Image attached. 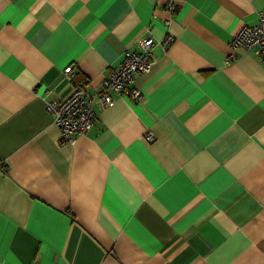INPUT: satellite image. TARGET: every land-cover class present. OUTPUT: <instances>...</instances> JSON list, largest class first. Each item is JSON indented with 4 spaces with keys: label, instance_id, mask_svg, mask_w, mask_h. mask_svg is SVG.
<instances>
[{
    "label": "crops",
    "instance_id": "obj_1",
    "mask_svg": "<svg viewBox=\"0 0 264 264\" xmlns=\"http://www.w3.org/2000/svg\"><path fill=\"white\" fill-rule=\"evenodd\" d=\"M174 2L0 0V264H264V59L228 56L264 0ZM147 36L142 99L101 106ZM76 83L95 118L62 141Z\"/></svg>",
    "mask_w": 264,
    "mask_h": 264
},
{
    "label": "built area",
    "instance_id": "obj_2",
    "mask_svg": "<svg viewBox=\"0 0 264 264\" xmlns=\"http://www.w3.org/2000/svg\"><path fill=\"white\" fill-rule=\"evenodd\" d=\"M163 8L168 15L177 10L174 0H163ZM170 19H166L168 24ZM172 40L170 35L163 39L166 48ZM139 49L127 48L122 61L113 67L102 79L97 100L101 106L110 105L114 101L112 93L127 95L134 100L142 99V92L137 85V78L149 71L151 66V49L154 39L151 36L140 39ZM241 46L252 50L257 56L264 59V12H259L256 24L243 25L232 37L228 56L234 58L236 49ZM64 73L72 78L74 75L73 64L64 68ZM93 94L88 92L83 84H73L72 92L65 98H52L46 106L60 130L62 141H73L78 135L85 134L92 126L95 112L92 108ZM151 139V135H146ZM2 161H0V166Z\"/></svg>",
    "mask_w": 264,
    "mask_h": 264
}]
</instances>
